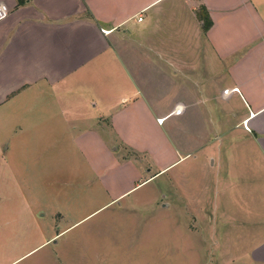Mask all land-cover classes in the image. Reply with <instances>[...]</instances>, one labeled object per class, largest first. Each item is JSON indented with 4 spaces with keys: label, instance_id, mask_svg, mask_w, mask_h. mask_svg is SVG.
<instances>
[{
    "label": "crops",
    "instance_id": "0c3cea01",
    "mask_svg": "<svg viewBox=\"0 0 264 264\" xmlns=\"http://www.w3.org/2000/svg\"><path fill=\"white\" fill-rule=\"evenodd\" d=\"M145 121L162 128L161 165L140 145ZM12 141L76 152L88 175L76 197L99 191L82 220L211 158L210 215L166 194L143 204L187 211L189 233L216 240L213 264H264V0H0V147ZM123 150L156 171L123 184L138 170Z\"/></svg>",
    "mask_w": 264,
    "mask_h": 264
},
{
    "label": "rangeland",
    "instance_id": "374dc122",
    "mask_svg": "<svg viewBox=\"0 0 264 264\" xmlns=\"http://www.w3.org/2000/svg\"><path fill=\"white\" fill-rule=\"evenodd\" d=\"M139 84L145 90L147 80L139 79ZM161 129L145 121L139 128L140 145L159 151ZM57 146L61 144L12 141L0 147V264L214 263L216 250L212 244L216 240L210 239L209 233H204L205 239L194 238L188 230L194 224L187 221V211L174 206L153 213L143 204L146 199L161 204L166 194L171 202L192 199V211L205 206L204 211L210 215L211 207L214 209L222 198L217 192L211 158H190L171 171L181 172L176 173V179L171 173H161L129 197L82 220L96 209L93 194L99 191H91L85 200L76 197L74 188L81 189L88 175L78 170L75 174L74 169L82 165L75 151L57 152ZM67 146L71 149L70 144ZM124 150V157H135L132 160H137L138 170L130 178L123 173V184L144 181L150 176L149 169L156 171L151 158ZM160 153L155 152L156 160ZM159 160L161 165L162 157ZM128 202L139 204L127 207ZM222 210L227 214V208ZM181 216H187L186 222L179 220ZM231 242L237 245L238 240Z\"/></svg>",
    "mask_w": 264,
    "mask_h": 264
},
{
    "label": "trees",
    "instance_id": "16d2710c",
    "mask_svg": "<svg viewBox=\"0 0 264 264\" xmlns=\"http://www.w3.org/2000/svg\"><path fill=\"white\" fill-rule=\"evenodd\" d=\"M27 1L30 0H17V5L18 6H22L24 5ZM203 24H204V28L207 29L209 27V24L207 23L206 19H203Z\"/></svg>",
    "mask_w": 264,
    "mask_h": 264
},
{
    "label": "built area",
    "instance_id": "2783aa9c",
    "mask_svg": "<svg viewBox=\"0 0 264 264\" xmlns=\"http://www.w3.org/2000/svg\"><path fill=\"white\" fill-rule=\"evenodd\" d=\"M138 21H141V17L138 18Z\"/></svg>",
    "mask_w": 264,
    "mask_h": 264
}]
</instances>
